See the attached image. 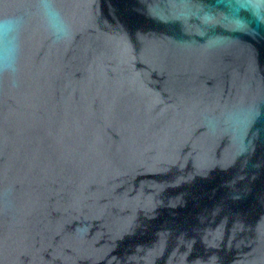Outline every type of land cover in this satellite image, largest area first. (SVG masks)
Segmentation results:
<instances>
[{
  "label": "water",
  "instance_id": "obj_1",
  "mask_svg": "<svg viewBox=\"0 0 264 264\" xmlns=\"http://www.w3.org/2000/svg\"><path fill=\"white\" fill-rule=\"evenodd\" d=\"M0 0V264H264V3ZM240 21V24L237 23Z\"/></svg>",
  "mask_w": 264,
  "mask_h": 264
},
{
  "label": "clouds",
  "instance_id": "obj_2",
  "mask_svg": "<svg viewBox=\"0 0 264 264\" xmlns=\"http://www.w3.org/2000/svg\"><path fill=\"white\" fill-rule=\"evenodd\" d=\"M264 3V0H260ZM45 23L57 40L69 36V27L61 13L54 7L52 0H41ZM226 7L234 13L246 11L249 7L255 9L253 0H227ZM19 17L7 16L0 18V70H15L19 51L18 32ZM240 24V21H237Z\"/></svg>",
  "mask_w": 264,
  "mask_h": 264
}]
</instances>
